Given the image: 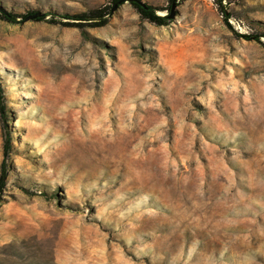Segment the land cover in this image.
<instances>
[{"label": "rangeland", "instance_id": "rangeland-1", "mask_svg": "<svg viewBox=\"0 0 264 264\" xmlns=\"http://www.w3.org/2000/svg\"><path fill=\"white\" fill-rule=\"evenodd\" d=\"M138 1L169 23L130 1L102 27L0 18V264H264V36L238 35L264 0Z\"/></svg>", "mask_w": 264, "mask_h": 264}, {"label": "trees", "instance_id": "trees-1", "mask_svg": "<svg viewBox=\"0 0 264 264\" xmlns=\"http://www.w3.org/2000/svg\"><path fill=\"white\" fill-rule=\"evenodd\" d=\"M126 1H130V3L138 10L140 15L147 19L148 21L156 24V25H167L169 23L167 15H160L158 11L162 9L159 6H155L149 3L140 2L138 0H112L110 5L99 6L92 8L86 12L76 13V14H68V13H57V12H42L40 10H30L26 13H16L13 11H8L4 8L0 7V18L7 21L11 24H18L25 20L28 15L40 14L33 20L43 21L48 20L51 23H60L66 27H102L108 24L109 17L113 13V7L117 4L118 6L125 3ZM184 0H169L168 9H172L173 5L178 6ZM220 9L222 11L224 20L227 25L233 29V26L228 22L231 14L228 12V9L219 1ZM49 17V18H47ZM241 37H245L246 39H255L257 41H261V37L264 36V33L258 34H238ZM7 104L5 91L3 86L0 84V117L3 123V133H4V144H3V159L1 162V174H0V203L2 201V192L5 189L7 184V176L9 174V165L8 160L10 158V154L12 153L13 144H12V135L9 129L8 124V116H7Z\"/></svg>", "mask_w": 264, "mask_h": 264}, {"label": "water", "instance_id": "water-1", "mask_svg": "<svg viewBox=\"0 0 264 264\" xmlns=\"http://www.w3.org/2000/svg\"><path fill=\"white\" fill-rule=\"evenodd\" d=\"M118 7V5L116 4L114 7H113V11ZM175 8V5H173V8H172V12H171V15L170 17H174L175 13H174V9ZM38 15L40 14H33V15H28L26 18H25V21L27 20H33L34 18H36Z\"/></svg>", "mask_w": 264, "mask_h": 264}]
</instances>
